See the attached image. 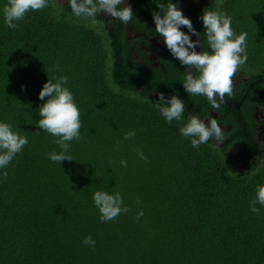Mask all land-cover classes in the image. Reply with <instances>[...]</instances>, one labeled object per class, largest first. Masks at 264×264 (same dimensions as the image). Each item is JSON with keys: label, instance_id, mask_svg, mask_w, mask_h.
<instances>
[{"label": "trees", "instance_id": "obj_1", "mask_svg": "<svg viewBox=\"0 0 264 264\" xmlns=\"http://www.w3.org/2000/svg\"><path fill=\"white\" fill-rule=\"evenodd\" d=\"M136 1V10L148 6L153 13L157 5L176 4ZM196 1L184 5L202 42L204 12L231 17L233 32L247 33L245 70L261 82L264 0H209L201 9ZM7 4L0 0V123L28 143L0 169V264H264V206L255 205L258 214L251 210L264 186V153L249 155L259 158L254 163L244 150L257 122L230 120L233 130L225 133L222 152L236 142V159L245 166L211 140L193 148L180 128L192 116L210 117L212 106L206 96H182L185 66L166 46L146 54L157 55L148 67L121 35L120 20L112 38L97 19L74 16L68 0H48L10 29ZM111 40L114 51L107 49ZM60 77L68 78L63 86L73 94L81 123L80 138L65 153L73 161L61 164L49 159L61 152L58 137L37 127L39 108L49 99L41 101L39 93ZM160 93L166 100L174 93L183 98L179 121L161 115L155 105ZM249 98L246 112H252L251 100L260 101L256 93ZM129 132L135 135L125 140ZM97 191L119 193L129 211L102 222ZM89 236L94 247L82 243Z\"/></svg>", "mask_w": 264, "mask_h": 264}, {"label": "clouds", "instance_id": "obj_2", "mask_svg": "<svg viewBox=\"0 0 264 264\" xmlns=\"http://www.w3.org/2000/svg\"><path fill=\"white\" fill-rule=\"evenodd\" d=\"M122 3L123 0H68V6L78 18H90L95 23L99 15L106 14L127 24L133 17V11L130 6L120 7ZM47 6L48 0H8L4 8L5 24L8 28L14 29L17 23L25 18L26 13L39 11ZM157 7L160 11L153 13L155 31L163 38L167 50L182 65L188 68L191 66L195 69V73L199 72V76L188 72L182 84L185 92L193 96H206L211 106L218 110L220 103L217 101L223 102L225 95L232 94L233 77L240 66L247 62V33L236 35L231 27V17L216 11H206L200 19L211 54L207 51L197 52L196 48L203 47V44L201 40L194 41L191 37H200V33L193 28L192 22L178 10L177 5L171 2L166 10L162 5H157ZM181 27H186L191 35L181 31ZM67 79V77H60L55 83L48 80L39 93L41 101L46 97L49 99L39 108L40 119L37 127L58 137L56 143L61 152L50 154L49 159L60 164L63 161H73L72 157L65 153L69 150L70 142L80 138L81 128L80 112L74 103L73 94L63 86L67 83ZM155 105L169 123L173 120L179 121L185 112L183 101L175 95L166 100L164 94L160 93ZM180 134L191 138L192 147L197 149L210 140L220 143L225 138L215 118L205 123L196 116H192L188 123L180 128ZM134 135V132L126 133L124 139H131ZM27 143L26 136L21 137L12 131L9 124L0 123V169L6 168ZM138 154L142 159H146L142 152ZM121 166L127 167V162L121 161ZM4 177H7L6 171ZM93 200L99 209L102 222L105 223L114 220L121 212L129 211L127 207H122L123 199L119 193L110 195L97 191ZM256 204L264 206V186L258 187L251 201L252 212L258 214L259 208L255 206ZM142 215L141 210L138 216ZM82 243L95 246V241L90 236L86 237Z\"/></svg>", "mask_w": 264, "mask_h": 264}, {"label": "flooded vegetation", "instance_id": "obj_3", "mask_svg": "<svg viewBox=\"0 0 264 264\" xmlns=\"http://www.w3.org/2000/svg\"><path fill=\"white\" fill-rule=\"evenodd\" d=\"M209 4H210L209 0H198L194 3L193 6L194 7L196 6V8L201 9L203 6L209 5ZM138 5L139 4L137 3L136 0H123V3L120 7L130 6L133 11V17L129 23L127 24L122 23L123 26L121 28V35L124 37V39L126 40L128 44L131 45L133 43V45H131L132 48L133 46H135L136 52H137V53L136 52L134 53L135 58L136 59L140 58V60L143 62L146 61L147 59V61L149 62L147 66L151 67V62L156 61L157 55L153 54L151 55V57L148 58L146 57V54L149 52H153V48H159V47L164 48L165 45L163 43V38L155 31L153 12H148V9H150L148 6L146 8L136 10V7ZM143 6H144V3H143ZM184 8H185V5H184ZM96 19L100 21L101 24H104L105 30L112 33V38L115 36V33H114L115 30L118 29V28L115 29V26L121 25L117 23L119 19H113L107 16L106 14H101ZM110 20H112V22H109ZM119 30L120 28L117 31ZM189 35L191 34L189 33ZM192 40H193V37H192ZM202 44H203L202 51H207L209 52V54H211V49L208 47V44L204 43V41L202 42ZM114 48H116V46L112 43V40H111L109 46H107V49L109 51H114ZM116 50L117 49H115V51ZM157 65H158V62H156L153 66H157ZM245 69L247 68H245L244 65L240 66L239 70L236 72V74L233 77L232 94L225 95V97L223 98V102H220L218 100L217 102L220 103V108L218 110L214 109L213 107L210 108L209 109L210 117H205L204 121L205 123H207V121H209L210 119L215 118L218 124L220 125L222 131L224 132V137H225V133L231 132L233 130V124L231 125L229 123L230 120L248 119L249 123L257 122L258 128L256 129L255 127V130H257L255 131L256 136L255 138H251L249 140L251 144L250 149H244L247 153V160H252V162L255 163L256 161L259 160V158H255L253 156L250 157L249 155H251L254 151H257L258 153H264L263 152V149H264L263 148L264 146V79L261 82H258V79L261 77L260 76L253 77V75H250ZM186 75H187V67L185 66V77ZM184 81H185V78L181 83L183 84ZM182 84L179 87L181 91H184L182 96L184 94L189 95L185 92ZM255 93L257 94L260 101L255 102L251 100L250 109L252 110V112H246L244 109L246 102L250 100L249 96L254 95ZM166 94H168L167 98L171 96L170 93H166ZM173 95L177 96L178 94L174 93L172 94V96ZM216 99H219V97H216ZM230 104H238L239 107L233 108ZM250 113H252V115H250ZM254 139L256 140L255 142L253 141ZM211 141L216 147L217 146L220 147L221 153H224L228 155L229 157H231L232 159H234L236 162H238L240 166L247 165V162L236 159L237 153L240 152L239 146L237 145L236 142H234V146L232 148L228 150L225 149L224 152H222L224 140L220 143H217L213 140ZM248 168L250 169L251 166L248 165Z\"/></svg>", "mask_w": 264, "mask_h": 264}, {"label": "water", "instance_id": "obj_4", "mask_svg": "<svg viewBox=\"0 0 264 264\" xmlns=\"http://www.w3.org/2000/svg\"><path fill=\"white\" fill-rule=\"evenodd\" d=\"M183 1L184 0H176V5H177V8H178V10H180L182 13H183V15H184V17L185 18H187V19H189L188 18V16L186 15V13H185V11H184V9H183ZM190 20V19H189ZM191 21V20H190ZM192 25H193V28L196 30V28H195V26H194V24L192 23ZM185 29L188 31V29L185 27ZM197 31V30H196ZM193 37V40L195 41V40H200V37H197V36H192ZM200 48H201V46H198L197 48H196V51L197 52H200ZM188 72L189 73H191V74H193L194 75V68L193 67H187V74H188Z\"/></svg>", "mask_w": 264, "mask_h": 264}, {"label": "bare ground", "instance_id": "obj_5", "mask_svg": "<svg viewBox=\"0 0 264 264\" xmlns=\"http://www.w3.org/2000/svg\"><path fill=\"white\" fill-rule=\"evenodd\" d=\"M184 2H185V0L183 1V9H184V11H185V8H184ZM185 13H186V11H185ZM186 15H187V13H186ZM188 16V15H187ZM188 18L190 19V17L188 16ZM191 20V19H190ZM192 22V21H191ZM193 23V22H192ZM195 26V25H194ZM195 28H196V26H195ZM196 30H197V28H196ZM197 32H198V30H197ZM200 40H201V37H200ZM202 42V41H201ZM202 51V47L200 48V52ZM194 75H195V69H194ZM233 108H236V107H239V105L238 104H230Z\"/></svg>", "mask_w": 264, "mask_h": 264}, {"label": "rangeland", "instance_id": "obj_6", "mask_svg": "<svg viewBox=\"0 0 264 264\" xmlns=\"http://www.w3.org/2000/svg\"><path fill=\"white\" fill-rule=\"evenodd\" d=\"M61 1V0H60Z\"/></svg>", "mask_w": 264, "mask_h": 264}]
</instances>
